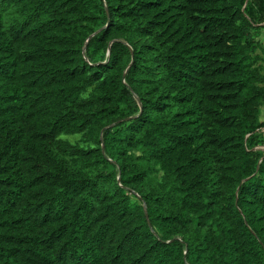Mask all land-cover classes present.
<instances>
[{
	"label": "trees",
	"instance_id": "obj_1",
	"mask_svg": "<svg viewBox=\"0 0 264 264\" xmlns=\"http://www.w3.org/2000/svg\"><path fill=\"white\" fill-rule=\"evenodd\" d=\"M260 25L264 0H1L0 264H264Z\"/></svg>",
	"mask_w": 264,
	"mask_h": 264
},
{
	"label": "rangeland",
	"instance_id": "obj_2",
	"mask_svg": "<svg viewBox=\"0 0 264 264\" xmlns=\"http://www.w3.org/2000/svg\"><path fill=\"white\" fill-rule=\"evenodd\" d=\"M0 9H1V0H0ZM9 22V20H7ZM262 27L259 36L256 38V44H260V47H257V49L255 50L254 54H253V58L255 57L256 62H257V66H264V25H260ZM261 120H264V107L262 108L261 111V116H260ZM80 137H75V138H70L69 142L72 144H78L80 146H86L83 144V142H81ZM256 149L258 150H263L260 146H257Z\"/></svg>",
	"mask_w": 264,
	"mask_h": 264
},
{
	"label": "water",
	"instance_id": "obj_3",
	"mask_svg": "<svg viewBox=\"0 0 264 264\" xmlns=\"http://www.w3.org/2000/svg\"><path fill=\"white\" fill-rule=\"evenodd\" d=\"M106 27H107V26H106ZM106 27H104V28H106ZM99 32H100V31H97V32H95L93 35H91V36L88 38V41H87L86 43H88V42H89L94 36H96ZM85 49H86V47H84V49H83V55H84V56H85ZM107 56H109V51H108ZM132 59H133V54H132ZM125 79H126V73L123 75V78H122L123 83H125ZM140 110H141V106H140ZM110 127H112V126H110ZM110 127H108V128H110ZM100 141H101V150H102V153H103V152H104V146H103V143H102V136H100ZM117 181L119 182V178L117 179ZM143 207H144V210H146L145 205H143Z\"/></svg>",
	"mask_w": 264,
	"mask_h": 264
}]
</instances>
